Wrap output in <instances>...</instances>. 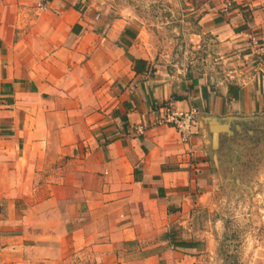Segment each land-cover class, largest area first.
I'll return each instance as SVG.
<instances>
[{"label": "crops", "instance_id": "1", "mask_svg": "<svg viewBox=\"0 0 264 264\" xmlns=\"http://www.w3.org/2000/svg\"><path fill=\"white\" fill-rule=\"evenodd\" d=\"M198 1L232 70H162L91 0H0V264H264V216L234 250L197 214L250 156L264 186V0ZM163 105L198 110L187 143Z\"/></svg>", "mask_w": 264, "mask_h": 264}, {"label": "rangeland", "instance_id": "2", "mask_svg": "<svg viewBox=\"0 0 264 264\" xmlns=\"http://www.w3.org/2000/svg\"><path fill=\"white\" fill-rule=\"evenodd\" d=\"M91 1L94 2L92 8L94 4L101 8L95 7L94 10L98 14L103 13L106 22L118 19L131 24L135 34L132 43L136 45L137 51L152 58V63L162 70L188 72L196 69L203 72L207 68L218 75L223 73V68L233 69V65L222 63L223 59H220V52L215 46L218 42L212 43L210 35H201L198 26L201 3L198 0ZM262 112L264 113V110ZM254 157H248L243 163L245 168H242L244 174L241 176L224 174L223 177L228 183L224 188L220 187L213 192L211 197L217 205L213 207L212 213L208 212L207 208L197 210L202 223L208 219L213 223L218 220L219 223L214 229L222 230V233L234 237L229 243L234 250L240 239L244 241L241 237L257 228L260 225V218L264 216V186L253 191L254 185L250 187L251 190H244L237 188L235 184L238 177H241V182L246 186L257 182L254 178L258 172L259 162H255L257 160H254ZM223 170L227 173L228 168ZM253 172L254 176L251 175ZM262 181L264 183V178ZM253 217L256 218L254 221ZM230 257L231 260L237 261L236 254Z\"/></svg>", "mask_w": 264, "mask_h": 264}, {"label": "built area", "instance_id": "3", "mask_svg": "<svg viewBox=\"0 0 264 264\" xmlns=\"http://www.w3.org/2000/svg\"><path fill=\"white\" fill-rule=\"evenodd\" d=\"M47 1L48 0H39V8H43ZM222 1L224 12L230 10L232 0ZM159 114L157 120L155 119V123L173 129L182 142L187 143L195 134L198 110L190 109L187 111H180L172 108L170 105H163L160 107Z\"/></svg>", "mask_w": 264, "mask_h": 264}, {"label": "trees", "instance_id": "4", "mask_svg": "<svg viewBox=\"0 0 264 264\" xmlns=\"http://www.w3.org/2000/svg\"><path fill=\"white\" fill-rule=\"evenodd\" d=\"M133 62H134V72H135L136 74H139V73L141 72V70H139V69L137 68V66H141V67L143 68L146 64H145V62H142V61H134V60H133Z\"/></svg>", "mask_w": 264, "mask_h": 264}]
</instances>
